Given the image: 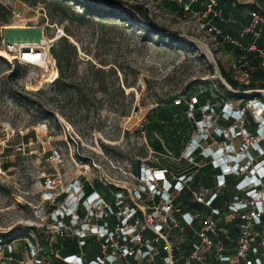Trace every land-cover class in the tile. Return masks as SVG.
<instances>
[{"label": "rangeland", "instance_id": "obj_1", "mask_svg": "<svg viewBox=\"0 0 264 264\" xmlns=\"http://www.w3.org/2000/svg\"><path fill=\"white\" fill-rule=\"evenodd\" d=\"M82 1L101 10L108 8L106 4H113L109 8L117 11L126 10L125 5L115 6L110 0H102V4L97 0ZM119 1L128 5L145 2ZM0 5L8 11L7 23L0 25V53L3 55V42H22L37 47L41 38L58 37L52 43L53 47L65 38L76 48V55H70V58L78 77L88 73L92 66L103 70L97 84L81 87L85 100L79 104L72 93L61 94L52 86L59 73L50 49L47 68L20 65L9 56L10 62L0 56L1 239L20 238L31 229L42 227L45 221L41 217L46 207L51 206L61 216L77 214L81 209L82 181L91 183L93 180L120 189L115 201L123 204L116 214L133 215L134 211L127 203L131 202L142 213V224L146 226L145 219L153 210L154 195L161 194L157 207L163 200H174L179 195V186L169 194L167 181H156L160 175L155 171L167 170L171 180H183V176H194L199 167L207 163L204 159L197 162V153L193 155V161L187 158V147L199 137L195 136L196 125L194 128V124L184 123L187 120L184 107L171 111L173 126L178 130L183 128L185 132L179 152L170 150L167 142L173 147L172 139H163L153 126L159 124L165 127L164 131L168 130L159 118V111L171 103L157 104L158 99L178 100L203 92L207 96L205 99L215 107L223 98L237 108L242 101L251 98L250 94L239 95L223 87L213 65L203 55L200 43L207 46L222 69L228 70L230 57L226 55V49L223 45L216 48L201 29L200 22L182 11L149 6L148 17L158 28L156 30L137 15L133 16V26L121 21L110 25L98 16L82 17L76 13L81 11L77 6L62 15L54 10L50 0L45 3L0 0ZM144 30L151 34L146 35ZM183 36L200 43L195 44ZM208 64L213 68L212 75ZM14 72H18V76L11 80L9 76ZM146 118L151 122L149 125L144 121ZM211 124L216 125V122ZM217 125L227 129L230 124L218 122ZM258 140L255 138L253 146L248 148L254 159H260L253 151L254 146L260 145L264 151V142ZM155 141L163 146L162 153L149 147ZM221 141L206 138L199 143V152L204 155L210 154L208 149L221 150ZM244 143L240 136L227 141L233 147L231 156H240ZM137 162L143 167L140 177L134 173ZM228 164L239 165V169L235 167L230 182L223 186L218 183L219 187L213 193L225 189L232 200L236 197L237 200H249L246 190L253 185L245 188L247 183L236 184L246 174V159L243 157L239 162L231 159ZM257 190L261 195L259 198L264 199L260 192L264 191V184ZM62 194L65 198L58 201ZM211 195L210 190L200 188L188 201L209 200ZM100 200L94 194L83 204V217H92L88 224L91 227L97 223L91 216L92 211L96 216L108 212L109 204ZM182 202L175 200L181 208ZM173 235L178 238V243L184 241V237L180 238L175 232ZM87 243L84 251L89 252L95 242L89 239Z\"/></svg>", "mask_w": 264, "mask_h": 264}, {"label": "built area", "instance_id": "obj_2", "mask_svg": "<svg viewBox=\"0 0 264 264\" xmlns=\"http://www.w3.org/2000/svg\"><path fill=\"white\" fill-rule=\"evenodd\" d=\"M148 1L151 3L153 0ZM195 1L177 2L182 5L184 14H190L200 22L201 29L216 48L227 45L241 52L237 58H229L228 72L232 80L248 86L256 72L264 75V47L259 45L264 42V0L234 1L233 7L247 5L251 1L249 5L252 9L248 11V23L238 21L232 14H224L230 0H206L203 10L193 11L191 4ZM149 6L154 9L155 3ZM149 6L143 7L149 10ZM221 26L236 28L238 36L235 38L231 33L223 32ZM247 37H250L248 43L245 42ZM43 39L45 38L39 40L37 47H28L29 52L35 51L34 63L25 58L27 48L22 42H3L5 55L0 53V56L10 62L7 58L9 56L20 65L32 67H40L41 62L50 64L48 52L58 37L46 39L45 43ZM250 54L254 57H250ZM255 58L259 59L257 64L254 63ZM261 91H264V88L243 91L250 93L251 98L237 108H233L223 98H220L216 107L206 100L204 105L198 108L201 119L195 122V136L199 139L196 145L192 140L187 147V158L193 161V155L199 149L201 141L206 138L211 141L221 139V154L229 158L233 157V147L227 144V141L237 136L242 137L245 143L239 155L246 159L247 166L244 169L246 174L238 185L247 183L245 188L253 185L246 190L249 200H211L215 196L212 193L209 200H194L202 206L201 211H184L175 200H163L162 205L157 207L161 200L158 203L152 200L153 210L145 219L146 226H143L140 219L135 218L134 213L129 217L107 212L96 216L92 211L91 216L97 223L91 227L88 224L92 217H80L74 213L61 216L55 213V210L49 211L51 206L46 207V212L41 217V220L45 221L42 227L33 228L20 238H0V264H264V199L262 197L255 200L251 195L256 192L261 197L257 189L264 184V180L251 181L249 178L264 171V151L260 145L256 148L254 146L253 151L260 155V159H254L248 150L249 146H253L255 138L264 142V95ZM232 92L237 93L234 90ZM173 103H184L188 119L194 121L198 105L197 95L174 100ZM144 121L147 123V118ZM212 121H215L216 125H212ZM218 122L230 125L227 129H222L217 125ZM247 126L250 128L247 129ZM197 155L202 156L204 160L212 159L209 163L214 169L221 171L217 176L216 187H219L218 183L223 186L224 176H231L233 171L225 174L223 169L228 167V164L214 163L211 153L203 155L199 152ZM235 167L239 169V165ZM155 173L160 175L155 177L156 181H166V170H158ZM181 181L182 179L175 183V187L179 186L178 191L183 187ZM255 182L259 185H255ZM169 188L168 184L167 189ZM260 192L264 195L263 190ZM87 202L88 200H84V203ZM66 217L70 218L69 224L64 221ZM113 217L116 224L111 227ZM129 222L131 223L128 224ZM174 232L180 238L184 237V241L178 243ZM59 238L74 241L78 249L77 254L62 256L63 248L58 244ZM89 239L97 243V252L91 256L84 251L85 243Z\"/></svg>", "mask_w": 264, "mask_h": 264}, {"label": "trees", "instance_id": "obj_3", "mask_svg": "<svg viewBox=\"0 0 264 264\" xmlns=\"http://www.w3.org/2000/svg\"><path fill=\"white\" fill-rule=\"evenodd\" d=\"M47 0H33L34 3H45ZM111 3L114 4H121L126 6V10H115L112 8L101 10L94 8L92 5L84 3L82 0H50V4L54 5V10H58L60 14L65 15L68 12H72V7L77 6L81 9L80 12H76L77 14L81 15L82 17H90V16H98L101 17L102 20L105 23H108L110 25H116V21H121L126 23L128 26H133V16L137 15L139 16L145 23H147L149 26H153L156 30L158 28L156 25L149 19L147 9L139 6V5H128L123 4L119 0H110ZM225 2V1H224ZM3 12V14L0 13V25L5 24L8 21V11L0 5V12ZM75 13V11H73ZM146 35H150L151 32L149 30H144ZM51 55L53 59L56 62V67L59 73V76L56 80L53 81L52 86L56 88V90L61 94H70L75 96L77 99V103L81 104L85 99L83 98V91L84 89L81 87H87L88 85H95L98 83L99 76L103 73L102 69L95 68V66H92L88 73L84 74L83 76H77V72L75 71V68L71 66V56L76 55V48L72 44L68 43L65 38L61 39L59 43L56 46H53L50 48ZM202 59H204L201 56ZM218 63V62H217ZM218 67L220 70V74L224 81L231 87L234 91H247V90H254V89H261L264 88V75L261 72H256L253 75V78L248 86L238 84L237 82L233 81L231 78V75L228 71L223 70L220 67V64L218 63ZM209 72L213 73V68L211 65L208 64ZM18 76V72L12 73L9 78L11 80L16 79ZM222 87V86H221ZM223 88V87H222ZM197 95L198 97V105L196 107L195 111V119L194 121L189 120L186 116L187 120H184V123L186 125L192 123L194 124L195 128V122L200 121L201 119V112L198 109L199 107L203 106L206 101V94H199V92H196L194 95ZM187 96V98H189ZM239 99H245L243 96H236ZM169 101L171 106L168 108L162 109L159 111V118L162 121L163 125H166L168 130H165L164 126H161L159 124H155L153 127L157 130L159 134L162 135V138L166 141L170 138L173 141L174 146H170L167 142L168 147L171 151L175 150L176 152H179V149L181 147L183 133L185 130L183 128H180V130L176 129L175 126H173V123L171 121L172 118V110L182 109L184 107V113L186 114L187 107L184 103H181L180 105H174L173 99L172 100H164V99H158L157 104H163L165 102ZM244 104V101H242V105ZM187 115V114H186ZM151 122L150 120L147 121L146 125H149ZM250 127L247 126V129ZM153 149L154 152L162 153L164 151L163 146L160 144V142L155 141L152 142L149 146ZM196 153H199V149L196 151ZM204 158L200 155L195 156V160L198 162L200 160H203ZM207 163H205L204 166L199 167L197 170V173L194 176H183V180L181 181L183 187L179 191V195L174 200H183L182 202V209L184 211H193V210H202V206L196 202H189L188 200H192L194 197V194L198 192L200 188H203L204 190H210L212 193L217 189V176L221 174L220 169H214L212 164L209 163L207 159H205ZM142 164L140 162H137L135 165L134 173L137 177H140V173L142 171ZM166 170V174H167ZM212 176L215 179V185L212 183ZM230 176H224V183L227 182V184L230 182ZM168 179V180H167ZM167 184L170 185V188L168 189V193H172L175 190V183L179 180H171V178L167 174ZM200 182V184H198ZM238 182H236L237 184ZM81 190H82V196L80 198L81 204H80V210L78 211V215L80 217L84 216L85 211L84 209V200H86L88 197L97 194L100 199L104 202H107L109 204L108 206V212L116 214L119 210V206L123 204V202L116 204V196H118L121 193V190L118 188H115L114 186H105L102 182L99 180H93L91 183L82 181L81 184ZM163 194V192H162ZM215 196L212 197L211 200H232V196L228 195L225 189H221L218 193H214ZM65 198V194H62L58 201H62ZM237 198V197H236ZM153 200H155V203H158L161 200V194H157L153 196ZM134 211L135 218H138L142 221V213L138 211L134 206H132L131 202H127ZM218 204V202H217ZM52 210V207L49 209V211ZM107 212V213H108ZM66 224H69L70 218L66 217L64 219ZM111 227H113L116 224V219L113 217L111 220ZM230 227V226H228ZM88 241V240H87ZM85 243V246H88V243ZM95 242V241H94ZM58 244L63 249L61 251L62 256L71 255V254H77L78 249L76 248L77 245L74 241L71 239H58ZM86 252V251H85ZM97 252V243L95 242L92 248L90 249L88 253L89 256L94 255Z\"/></svg>", "mask_w": 264, "mask_h": 264}, {"label": "crops", "instance_id": "obj_4", "mask_svg": "<svg viewBox=\"0 0 264 264\" xmlns=\"http://www.w3.org/2000/svg\"><path fill=\"white\" fill-rule=\"evenodd\" d=\"M177 1L178 0H153V1H151V3L152 4L155 3V6L160 7L163 10H170V11L178 10L180 12V11H182V5L179 4ZM224 1L226 2L227 0H221V2H224ZM234 1H241V0L228 1L227 7L225 8V11H224V14L225 15L232 14L233 17L235 19H237L238 21H240L242 23H248L249 22L248 11L250 9H252V6L249 5L251 1H249L247 5H242L244 7H242V6L233 7L232 5L234 4ZM257 1L261 2V0H257ZM183 2L188 3V2H190V0H183ZM151 3H149L148 0H145V2H143L142 4H138V5L143 7L145 5L149 6ZM205 3H206V0H196L195 2H193L191 4V8L193 11L203 10ZM221 28H222L223 32L231 33V35L235 38L238 36L237 29L234 27L221 26ZM249 41H250V37H247L245 39V42L248 43ZM259 45L264 47V42H260ZM223 47L226 49V55L229 56L230 58H237L241 54V52H239V50L237 48H234L232 46L225 45ZM249 56L254 57L253 54H250ZM258 62H259V59L255 58L254 63L257 64ZM223 70L228 71L225 68ZM218 154H217V156H220V154L219 155ZM204 165L205 164H203L202 166H204ZM212 183H213V185H215V179L213 176H212Z\"/></svg>", "mask_w": 264, "mask_h": 264}, {"label": "bare ground", "instance_id": "obj_5", "mask_svg": "<svg viewBox=\"0 0 264 264\" xmlns=\"http://www.w3.org/2000/svg\"><path fill=\"white\" fill-rule=\"evenodd\" d=\"M184 38H186V39H188V40H191V41H193L192 39H194V38H191V37H187V36H183ZM195 40V39H194ZM39 41V40H38ZM43 42L45 43L46 42V39H43ZM193 42H199V41H193ZM200 43V42H199ZM24 45H25V47L27 48V51L25 52V58H27L28 59V62H31V63H34L35 61H34V59H35V51L34 50H32V52H29V50H28V47H31L32 49H33V45L32 44H28V43H23ZM201 44V46H202V49L204 50V51H208L207 49V46L205 45V44H203V43H200ZM20 52H22V51H20ZM52 63V62H51ZM37 64H39V63H37ZM53 64V63H52ZM41 67H43V68H47L46 66H47V63L46 62H41L40 64H39ZM54 67V66H53ZM53 75L54 76H56L57 75V73H56V70L55 69H53ZM53 79V78H52ZM261 94H263L264 95V91H261ZM264 127V126H263ZM197 142V141H196ZM196 142H194V145H196ZM190 150V149H189ZM209 150V152L212 154V156H213V159H214V161H215V163L216 164H223V163H227L228 164V162L229 161H231V159L233 160H235V162L237 161V162H239L241 159H242V157H240V156H234L233 158L231 157V158H228L227 156H223L222 154H221V151L220 150H218V151H214V150H212V149H208ZM207 150V151H208ZM206 151V152H207ZM220 154V156H217V154ZM215 154H216V159L214 158V156H215ZM218 154V155H219ZM225 161H228V162H225ZM233 169H235V168H231L230 167V165L228 164V167H226V168H224L223 170L224 171H230V170H233ZM159 175V174H158ZM153 178V177H152ZM254 198H255V200H257L258 198H259V195L256 193V192H254V193H252L251 194Z\"/></svg>", "mask_w": 264, "mask_h": 264}, {"label": "water", "instance_id": "obj_6", "mask_svg": "<svg viewBox=\"0 0 264 264\" xmlns=\"http://www.w3.org/2000/svg\"><path fill=\"white\" fill-rule=\"evenodd\" d=\"M100 4H102V0H97ZM106 6H108L107 9H109V7H113L114 5L113 4H106ZM115 6H121V7H125L123 5H116ZM179 38V37H178ZM195 43V42H194ZM197 44V43H195ZM208 51H204L202 50L203 52V55L207 58V60L213 65L214 69L216 70L217 72V76H218V79L219 81L222 83L223 87H225L226 89L232 91L231 87L224 81V79L222 78L221 74H220V70H219V67L215 61V59L213 58V55L210 53L209 49H207ZM239 95H248L250 93L248 92H237ZM251 95V94H250Z\"/></svg>", "mask_w": 264, "mask_h": 264}, {"label": "clouds", "instance_id": "obj_7", "mask_svg": "<svg viewBox=\"0 0 264 264\" xmlns=\"http://www.w3.org/2000/svg\"><path fill=\"white\" fill-rule=\"evenodd\" d=\"M260 175H258V177H259ZM251 181H253V179H251Z\"/></svg>", "mask_w": 264, "mask_h": 264}]
</instances>
